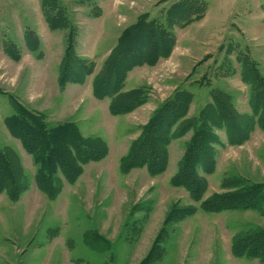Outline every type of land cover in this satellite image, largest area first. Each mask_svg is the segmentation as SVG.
<instances>
[{
	"label": "rangeland",
	"instance_id": "374dc122",
	"mask_svg": "<svg viewBox=\"0 0 264 264\" xmlns=\"http://www.w3.org/2000/svg\"><path fill=\"white\" fill-rule=\"evenodd\" d=\"M195 1L207 4L203 22L172 28V51L155 65L129 72L121 93L139 91L143 104L113 116L110 100H97L92 89L95 76L121 54L123 36L140 23L155 22V42L167 13ZM50 9L57 15L66 11L69 25L51 30L44 16ZM263 12L264 0H0V149L12 152L31 186L16 202L0 195V264H142L154 247L160 259L154 264H262L236 258L232 249L240 237L264 230V202L260 211L201 209L213 196L233 194L229 185L235 179L264 184V132L258 127L240 146L228 145L224 131H212L225 147L216 146L213 171L198 172L207 190L199 204L171 182L193 142L191 128L171 141L164 175L153 178L146 169L124 173L121 164L161 105L181 93L189 96L191 108L180 128L197 126L202 114L217 119L208 111L220 104L216 94L238 117L253 120L241 61L253 60L264 77ZM69 53L95 72L83 86L61 90L59 73ZM17 106L40 114L47 130L76 125L74 135L104 152L107 147V156L83 167L71 185L57 172L54 185L60 179L64 192L50 200L37 189L39 165L6 127ZM51 148L63 147L54 143L45 149ZM186 209L194 215L182 218Z\"/></svg>",
	"mask_w": 264,
	"mask_h": 264
},
{
	"label": "trees",
	"instance_id": "16d2710c",
	"mask_svg": "<svg viewBox=\"0 0 264 264\" xmlns=\"http://www.w3.org/2000/svg\"><path fill=\"white\" fill-rule=\"evenodd\" d=\"M207 11V4L201 1L182 2L176 5L167 13L165 19L167 23L161 27V37L155 42L154 34L158 27L155 22L150 24L143 22L131 32L128 31L120 42L121 54H116L117 58L109 60L104 70L95 76L93 96L97 100H110L109 112L113 116L130 114L143 104V97L139 91L121 93L129 72L137 66L155 65L161 57H166L176 44L175 36L170 30L175 27L186 28L190 24L200 22ZM44 16L48 19L51 30L58 27L66 28L69 25L66 11L57 15L50 9L44 13ZM187 17L188 20H185ZM68 51L70 52L69 49ZM66 56L63 61L64 68L59 73L61 90L69 84L83 86L87 78L94 74V67L88 68L82 60H80L81 64H78L70 53ZM247 60H244L246 63L241 61L245 66L242 81L249 86V104L253 110V120L238 117L234 110L219 101L221 98L216 94L214 102L220 104L209 107L208 111L217 113V119H210V116L202 114L200 120L194 121L198 122L197 126L190 124L180 128V124H185L181 122L189 115L191 108L189 96L181 93L177 98L161 105L144 129V136L133 144L130 154L123 159L121 170L125 173L134 169H146L153 178L165 174L170 162L171 141L184 137L191 130L195 131L193 142L188 146L185 156L178 165V173L171 182L176 188H184L196 203H201L207 190L198 172L203 170L208 174L213 171L216 146L225 147L212 131H224L230 146L246 143L256 127L264 132V77L256 69L257 65L253 60L252 65L250 60ZM248 67L251 69L247 70ZM15 109L16 114L6 119V127L22 143L26 153L33 157L36 167L39 165V169L36 168V185L50 200L57 199L63 191V182L60 179L57 185H54L53 177L57 172H60L63 180L73 184L83 174V167L107 156V147L104 152L99 146L96 149L86 144L88 141H84L82 135L78 134L76 125L56 126L47 130L48 123L45 122V118L42 120L40 114H30L18 106ZM237 121H239L238 125ZM75 130L78 135H74ZM70 134H73L74 138H70ZM54 143L63 148H51V151L45 149ZM233 181L229 185L230 188L235 189L233 194L213 196L202 202L201 209L207 214L260 211L259 206L264 202L262 194L264 184L251 186L242 180H240L242 182L238 179ZM30 187L29 182L24 180L12 152L6 148L0 149V195L6 194L16 202ZM183 213L182 218H189L194 215L195 210L186 209ZM173 215L172 212L168 216L167 224L173 221ZM153 249L142 264H154L160 260L158 253L154 255ZM232 252L236 258L255 259L264 264V230L240 237L233 244Z\"/></svg>",
	"mask_w": 264,
	"mask_h": 264
},
{
	"label": "crops",
	"instance_id": "0c3cea01",
	"mask_svg": "<svg viewBox=\"0 0 264 264\" xmlns=\"http://www.w3.org/2000/svg\"><path fill=\"white\" fill-rule=\"evenodd\" d=\"M263 16H264V12L262 13V18H263ZM201 22H203V20H201L200 22H197V23H194V24H200ZM92 164H94V163H92ZM169 164H170V162H169ZM91 165V163L89 164V165H87V166H85V168L86 167H88V166H90ZM86 170V169H85ZM85 173V172H84ZM83 175V174H82ZM82 175L79 177V179L77 180V181H79L80 180V178L82 177ZM164 175V174H163ZM71 185V184H70ZM38 189V188H37ZM39 190V189H38ZM40 192V191H39ZM63 192H64V190H63Z\"/></svg>",
	"mask_w": 264,
	"mask_h": 264
}]
</instances>
